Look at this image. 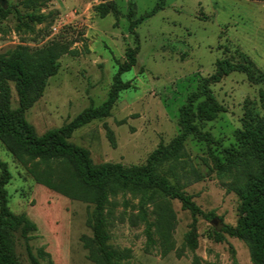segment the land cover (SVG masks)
Returning <instances> with one entry per match:
<instances>
[{"label": "rangeland", "instance_id": "rangeland-1", "mask_svg": "<svg viewBox=\"0 0 264 264\" xmlns=\"http://www.w3.org/2000/svg\"><path fill=\"white\" fill-rule=\"evenodd\" d=\"M2 1L11 14L0 17V55L17 48L40 50L53 41L69 43L76 51L58 60L57 75L28 108H21L10 84V113L39 137L61 131L60 141L87 151L95 165L145 167L156 150L180 134L181 108L199 83L215 73L217 61L242 63L247 57L255 73L264 72V2L166 0L163 10L134 28V35L127 14L131 11V21H136L158 0H42L45 5L39 9L29 0ZM100 5L108 10L104 18L96 10ZM16 11L47 18L42 24L30 23L19 20ZM210 90L223 112L200 128L216 143L188 139L176 169L178 179L169 174L173 161L157 168L171 185L179 181L202 213L195 229L190 212L180 201L169 200L176 223L173 249L165 256L159 245H148L145 225L133 219L138 201L129 194L111 198L115 207L107 220L108 245L128 255L117 264H253L248 247L225 231L235 228L240 201L223 186L217 166L236 147L235 132L242 128L245 109L252 107L264 119V84H251L245 75L233 73ZM112 97L105 118L71 129L84 111ZM0 161L11 177L5 187L9 211L25 215L37 228L30 247L39 263L93 264L83 242L92 238L87 220L93 207L36 184L1 144ZM190 232L193 244L186 240ZM21 244L16 246L18 263L30 264Z\"/></svg>", "mask_w": 264, "mask_h": 264}, {"label": "trees", "instance_id": "trees-1", "mask_svg": "<svg viewBox=\"0 0 264 264\" xmlns=\"http://www.w3.org/2000/svg\"><path fill=\"white\" fill-rule=\"evenodd\" d=\"M40 1V2H39ZM166 0H158L153 9L136 21H131L130 11L126 19L130 21V32L163 10ZM264 2V0H246ZM28 4L42 8V0H29ZM131 6V4H130ZM102 18L108 14L104 5L97 7ZM11 8L0 5V17L6 19ZM19 20L42 24L45 15L34 12L19 15ZM135 35V33H133ZM69 43L53 41L45 48L31 51L17 48L0 55V144L18 162L36 184L46 190L73 201L87 203L93 207L87 224L92 238H84V248L93 264H117L128 258L127 253L114 250L108 245L106 226L115 203L110 199L129 194L136 199L137 215L135 222L145 225V236L150 246L159 245L166 256L173 249L175 216L169 200H178L184 210L192 216V229L196 216L202 214L191 197L182 192L179 181L171 185L157 174L158 167L173 161L169 174L178 179L176 169L183 158L184 145L190 138L207 145L216 140L203 132L200 123L213 121L222 107L215 100L210 86L218 84L224 77L233 73L243 74L249 83L264 84V72H254L253 63L243 58L242 63L220 60L215 63V73L203 79L195 93H192L180 110V134L165 148L156 150L145 167L124 169L119 165H95L87 151L75 148L60 141L61 131L51 130L39 137L34 128L19 116L9 111L11 92L14 85L21 108H28L40 98L47 82L58 73V60L64 55H74ZM203 99L199 104L196 102ZM114 103V98L99 108L84 111L71 125L78 129L93 120L105 118ZM241 130L235 132L236 147L226 151L224 163L217 166L218 177L229 192L235 193L240 201L239 219L234 229L225 228L231 236L242 241L249 249L253 264H264V119L248 107L241 118ZM112 146L114 139L106 127ZM10 173L0 161V264H19L16 257L17 243H22L30 264H40L30 247L32 234L37 231L25 215L11 213L7 206L5 187L10 181ZM152 206V209L148 208ZM213 216L212 214L210 215ZM189 244L194 243L193 232L186 236ZM217 242L222 236L217 235Z\"/></svg>", "mask_w": 264, "mask_h": 264}, {"label": "water", "instance_id": "water-1", "mask_svg": "<svg viewBox=\"0 0 264 264\" xmlns=\"http://www.w3.org/2000/svg\"><path fill=\"white\" fill-rule=\"evenodd\" d=\"M0 5L3 7V5H4V2L2 1V0H0ZM216 221L214 220L213 221V224L215 223Z\"/></svg>", "mask_w": 264, "mask_h": 264}]
</instances>
